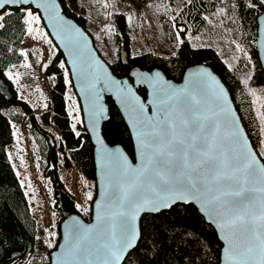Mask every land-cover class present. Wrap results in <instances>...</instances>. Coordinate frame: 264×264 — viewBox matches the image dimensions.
I'll use <instances>...</instances> for the list:
<instances>
[{
    "label": "trees",
    "instance_id": "obj_1",
    "mask_svg": "<svg viewBox=\"0 0 264 264\" xmlns=\"http://www.w3.org/2000/svg\"><path fill=\"white\" fill-rule=\"evenodd\" d=\"M58 1L64 15L75 21L93 40L85 15H90L96 23H104V0ZM128 1L137 7L151 5L158 10L157 22L172 53L169 56L134 54L127 17L113 11L108 16L107 24L114 30L110 35L115 56L113 61L105 62L114 76L129 78L134 68L145 71L158 69L167 79L180 82L187 68L199 64L209 67L227 88L248 139L264 164V156L260 153L264 131L250 94V91L264 88V71L254 45L257 17L264 13V6L250 9L246 6L250 0H190L177 16L172 17L164 4L165 0ZM217 10L222 13L230 39L247 53L248 63L240 56L230 66L214 48L194 47L188 40L203 30L206 15ZM18 16L17 13L8 17L5 28L0 29V264H32L30 259L37 255L36 223L6 153V148L13 141V130L4 111L20 109L28 117L32 131L40 138L45 161L42 175L50 182L54 208L61 220L79 213L75 208L74 196L67 191L59 177L60 156L65 167H74L88 180L95 179L93 146L84 127H80L79 136L73 132L65 109L66 85L59 68L63 62L61 53L57 52L45 71L46 75L55 76V83L50 91L49 107L40 120L28 104L18 98L14 85L5 75L9 67L17 66L23 60L18 48L26 31ZM178 34L179 42L176 39ZM244 80H247V86ZM137 92L145 97V90L138 89ZM106 105L108 120L102 126V136L108 145H120L133 159L128 129L110 98H106ZM49 125L59 132V139L43 128ZM140 230L142 238L127 264H219L222 246L217 235L192 205H176L156 215H145L140 220Z\"/></svg>",
    "mask_w": 264,
    "mask_h": 264
},
{
    "label": "snow or ice",
    "instance_id": "obj_2",
    "mask_svg": "<svg viewBox=\"0 0 264 264\" xmlns=\"http://www.w3.org/2000/svg\"><path fill=\"white\" fill-rule=\"evenodd\" d=\"M50 3L0 0V29L8 17L18 13L27 34L42 35L33 25L40 24L38 11H47ZM246 6L255 9L264 6V0H250ZM106 30L114 31L107 25ZM176 39L180 41L179 34ZM236 49L242 50L239 44ZM60 67L64 68L63 62ZM8 78L12 79L11 74ZM67 78L65 71V83ZM93 79L102 88L109 82L115 86L126 110L134 114L139 164H127L119 149L108 154V197L105 205H97L102 210L99 224L91 229L71 227L70 258L61 259L60 264H127L142 238L137 228L142 213H159L193 201L223 233L224 264H264V165L257 164L256 154L230 119L223 88L217 91L218 85H209V81L216 83L211 74L191 73L186 86L176 89L159 72L139 73L137 82L153 89L154 108L149 117L142 106L136 107L138 99L135 104L130 102L132 89L126 84L99 75ZM243 83L247 86V80ZM88 87L94 93L96 84L89 82ZM102 116V107L93 109V130ZM260 145L264 147V139ZM87 198L92 199L90 193Z\"/></svg>",
    "mask_w": 264,
    "mask_h": 264
},
{
    "label": "rangeland",
    "instance_id": "obj_3",
    "mask_svg": "<svg viewBox=\"0 0 264 264\" xmlns=\"http://www.w3.org/2000/svg\"><path fill=\"white\" fill-rule=\"evenodd\" d=\"M189 1L165 0L164 4L167 6L169 14L175 17L188 5ZM104 11L106 17L104 23H96L90 15H85L89 24V33L104 61L111 62L115 56V46L109 30H106L108 16L113 11L123 13L127 17L134 54L150 53L156 56H169L172 53L163 39L157 22L158 10L155 7L151 5L137 7L128 0H104ZM33 27L38 28L42 35L25 34L18 51L27 55L26 57L22 56L23 60L19 65L9 67L5 75L8 78L11 74L12 79H8L14 85L18 98L27 103L36 118L40 120V116L49 107L50 91L55 83V76L46 75L45 71L58 51L42 21ZM33 35H36L35 39H33ZM188 40L194 47L214 48L230 66L240 56L248 63V56L242 50L237 51V44L230 39L222 13L219 10L208 13L203 30L197 35L190 36ZM25 64L28 66L25 67ZM60 64L59 68L65 82V71L68 72V70L64 62V68H61ZM17 77L19 78L17 79ZM67 79L69 82L65 83V109L71 129L73 130V124L76 125L73 130L76 134L80 133V127H83L82 114L69 73ZM252 92H255V95H252ZM250 94L261 127L264 129V119H261L264 116V88L250 91ZM4 115L13 130V141L6 148V153L36 223L37 255L31 258L30 262L32 264H48L49 254L59 242V226L62 220L54 208L50 182L42 175L45 166L44 146L40 138L32 131L28 117L20 109H8L4 111ZM77 116L79 121L76 119ZM43 128L51 131L56 139L60 138L59 132L53 126H43ZM260 153L264 156V147ZM58 174L67 191L74 196L75 208L79 215L85 221H90L91 207L96 196L95 182L86 179L74 167H65L62 156L58 162ZM89 193L92 199L87 198ZM49 243L52 245L51 247H48Z\"/></svg>",
    "mask_w": 264,
    "mask_h": 264
},
{
    "label": "water",
    "instance_id": "obj_4",
    "mask_svg": "<svg viewBox=\"0 0 264 264\" xmlns=\"http://www.w3.org/2000/svg\"><path fill=\"white\" fill-rule=\"evenodd\" d=\"M33 9L36 11L35 5H33ZM38 14L41 16V21L52 42L55 44L57 51L60 52L63 57V62L67 67L72 87L78 98L81 108L83 127L93 146V159L95 168L94 182L96 187V196L91 207L90 221H85L79 214H71L61 221L59 226V242L56 248L49 254L50 261L48 264H60L61 259L70 258V230L74 224L79 225L84 229H91L99 224L98 216L102 214V210L101 208H98L97 205H105L107 203L108 197V177L110 174L108 154L119 149L120 153H122L126 158L127 164L132 166L139 164L138 145L135 142V131L132 128L134 114L129 110H126L125 104L122 103L121 97L118 96V90L115 86L109 82L107 88H102L101 83L93 79V75H99L102 78H110V80L113 81H121L122 86L123 84H126L132 89L133 95L129 98L130 102L135 104L136 100L138 99L139 103L136 105V107L139 109L140 106H142L145 117H149L153 115L155 99L153 89L147 84H140L137 82L139 73L154 74L159 72L163 77V80L176 89L184 88L186 86L189 80V74L191 73H210L216 83L212 84V82L209 81V85L214 88H217L218 85L219 87L217 88V91H219V88H223L230 119L235 121L238 129L240 130L242 138L247 142L248 149L256 154L257 164L264 165L248 139L227 88L209 67L199 64L187 68L180 82H174L167 79L165 75L158 69L145 71L139 68H134L130 71L129 78H117L111 72L108 64L96 51L93 40L89 34L75 21L64 15L63 9L58 0H51V3L48 5V10L45 11L40 9ZM255 47L257 50L259 63L264 71V13H261L257 17ZM89 69L91 70V74L88 71ZM89 82L96 84L94 93L88 87ZM138 89L145 90V97H142L138 94ZM96 94H98V99ZM106 98H110L113 101L128 129L132 142L133 159L129 157V155L120 145H108L102 136V126L108 120V107L106 105ZM96 107L103 108V116L102 118L98 119L96 128L93 130L91 126L92 113L93 109ZM190 205H192L203 217L205 222L214 229L222 246L220 250L219 264H224L223 251L225 248V241L223 239V233H221L219 229L211 223L207 213L200 210L199 203L193 201ZM156 214L158 213H142L137 220L138 230H140V220L143 216Z\"/></svg>",
    "mask_w": 264,
    "mask_h": 264
}]
</instances>
